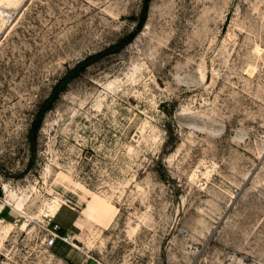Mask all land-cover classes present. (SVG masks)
<instances>
[{
    "label": "rangeland",
    "instance_id": "374dc122",
    "mask_svg": "<svg viewBox=\"0 0 264 264\" xmlns=\"http://www.w3.org/2000/svg\"><path fill=\"white\" fill-rule=\"evenodd\" d=\"M142 3L0 0V264H264V0H152L32 146Z\"/></svg>",
    "mask_w": 264,
    "mask_h": 264
},
{
    "label": "trees",
    "instance_id": "16d2710c",
    "mask_svg": "<svg viewBox=\"0 0 264 264\" xmlns=\"http://www.w3.org/2000/svg\"><path fill=\"white\" fill-rule=\"evenodd\" d=\"M152 0H143L141 5L140 13L138 16V21L136 27L134 28L133 32L124 37L119 43L104 49L103 51L86 57L83 61H80L73 68L68 69L67 72L57 81V83L52 88L51 94L49 98L40 104L38 111L32 121V126L29 130V139L31 140L32 146H34L35 142L38 139L39 131L42 127V123L44 117L48 112H50L57 100L67 91L68 86L77 78L79 77L89 66L97 63V61L103 59L104 57L118 52L121 47H125L129 45L134 38L139 34V32L144 27L146 20L148 18V12L150 8ZM34 152V151H33Z\"/></svg>",
    "mask_w": 264,
    "mask_h": 264
},
{
    "label": "built area",
    "instance_id": "2783aa9c",
    "mask_svg": "<svg viewBox=\"0 0 264 264\" xmlns=\"http://www.w3.org/2000/svg\"><path fill=\"white\" fill-rule=\"evenodd\" d=\"M57 230L58 228L55 227L52 231H51V237L49 239H47V247L48 248H52V246L54 245V243L56 242L57 239L63 241V242H66L68 243V237H60L58 234H57Z\"/></svg>",
    "mask_w": 264,
    "mask_h": 264
},
{
    "label": "bare ground",
    "instance_id": "6f19581e",
    "mask_svg": "<svg viewBox=\"0 0 264 264\" xmlns=\"http://www.w3.org/2000/svg\"><path fill=\"white\" fill-rule=\"evenodd\" d=\"M60 205H55L52 209H51V213L56 214V212L60 209Z\"/></svg>",
    "mask_w": 264,
    "mask_h": 264
}]
</instances>
